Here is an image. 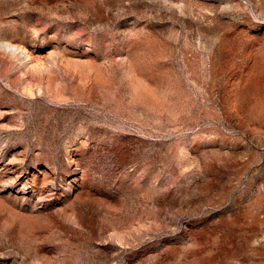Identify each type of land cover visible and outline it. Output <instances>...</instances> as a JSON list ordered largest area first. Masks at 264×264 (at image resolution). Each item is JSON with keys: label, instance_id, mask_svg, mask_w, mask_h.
Instances as JSON below:
<instances>
[{"label": "rangeland", "instance_id": "374dc122", "mask_svg": "<svg viewBox=\"0 0 264 264\" xmlns=\"http://www.w3.org/2000/svg\"><path fill=\"white\" fill-rule=\"evenodd\" d=\"M0 264H264V0H0Z\"/></svg>", "mask_w": 264, "mask_h": 264}]
</instances>
